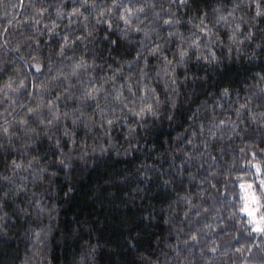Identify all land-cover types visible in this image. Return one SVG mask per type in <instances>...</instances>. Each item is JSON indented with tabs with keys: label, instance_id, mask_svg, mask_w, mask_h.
Instances as JSON below:
<instances>
[{
	"label": "trees",
	"instance_id": "obj_1",
	"mask_svg": "<svg viewBox=\"0 0 264 264\" xmlns=\"http://www.w3.org/2000/svg\"><path fill=\"white\" fill-rule=\"evenodd\" d=\"M243 181L264 0H0V264H264Z\"/></svg>",
	"mask_w": 264,
	"mask_h": 264
},
{
	"label": "rangeland",
	"instance_id": "obj_2",
	"mask_svg": "<svg viewBox=\"0 0 264 264\" xmlns=\"http://www.w3.org/2000/svg\"><path fill=\"white\" fill-rule=\"evenodd\" d=\"M249 185L251 186L250 188H248ZM260 187L261 196L251 182L243 181L240 183V191L243 200V211L247 206L249 210L254 213V216H249L244 211L254 229L257 227L262 228L264 223V212L262 211V209H264V186L261 185Z\"/></svg>",
	"mask_w": 264,
	"mask_h": 264
},
{
	"label": "snow or ice",
	"instance_id": "obj_3",
	"mask_svg": "<svg viewBox=\"0 0 264 264\" xmlns=\"http://www.w3.org/2000/svg\"><path fill=\"white\" fill-rule=\"evenodd\" d=\"M243 187V186H242ZM251 186L249 185L248 188H250ZM244 211L249 215V216H254V213L252 211L249 210V208L246 206ZM255 231H264V229H261L259 227H257L256 229H254Z\"/></svg>",
	"mask_w": 264,
	"mask_h": 264
}]
</instances>
